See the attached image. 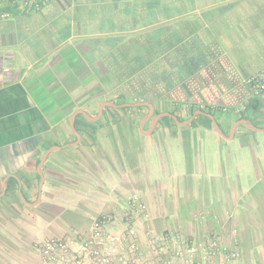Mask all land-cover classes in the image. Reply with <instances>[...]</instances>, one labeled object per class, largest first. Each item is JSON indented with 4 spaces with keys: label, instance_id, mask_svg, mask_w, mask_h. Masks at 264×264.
I'll list each match as a JSON object with an SVG mask.
<instances>
[{
    "label": "crops",
    "instance_id": "crops-1",
    "mask_svg": "<svg viewBox=\"0 0 264 264\" xmlns=\"http://www.w3.org/2000/svg\"><path fill=\"white\" fill-rule=\"evenodd\" d=\"M3 12L0 264L99 214L123 220L133 194L158 231L239 248L244 228L264 234V104L247 84L264 70V0Z\"/></svg>",
    "mask_w": 264,
    "mask_h": 264
},
{
    "label": "built area",
    "instance_id": "built-area-1",
    "mask_svg": "<svg viewBox=\"0 0 264 264\" xmlns=\"http://www.w3.org/2000/svg\"><path fill=\"white\" fill-rule=\"evenodd\" d=\"M40 10L51 0H1ZM10 13H0L7 19ZM253 95L264 104V70L247 79ZM202 110L207 107L202 106ZM151 213L141 195L133 194L123 220L108 214L93 217L88 232L72 231L35 245L34 264H259L247 259L237 243L222 235L200 237L150 226Z\"/></svg>",
    "mask_w": 264,
    "mask_h": 264
},
{
    "label": "rangeland",
    "instance_id": "rangeland-1",
    "mask_svg": "<svg viewBox=\"0 0 264 264\" xmlns=\"http://www.w3.org/2000/svg\"><path fill=\"white\" fill-rule=\"evenodd\" d=\"M166 230L167 229H161L160 231H166ZM244 230L248 232L246 233V235H244L245 239L243 242V247L239 249H241L242 252H244V255L245 257H247V259L252 260L254 262H258L259 264H264V254H262V252H264V247L262 246V244H260L261 241H258V240L264 239V234L257 233L256 236L254 234L251 237V235H249L250 234L249 229L244 228ZM18 246H19L20 253L23 252L25 254L24 258L22 255H20L19 260H21L22 262H26V264L27 263L34 264L37 258L35 259V256H34L33 259H30L29 254L31 253L30 251H32V249L34 250L36 254L35 246L28 245V244L26 245L19 244ZM24 251H26V253Z\"/></svg>",
    "mask_w": 264,
    "mask_h": 264
}]
</instances>
